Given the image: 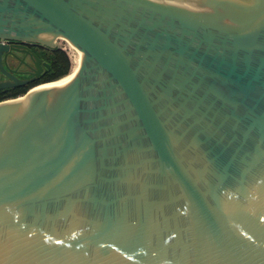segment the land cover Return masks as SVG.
<instances>
[{"label":"water","instance_id":"obj_1","mask_svg":"<svg viewBox=\"0 0 264 264\" xmlns=\"http://www.w3.org/2000/svg\"><path fill=\"white\" fill-rule=\"evenodd\" d=\"M0 40L82 56L0 102V264H264V0H0Z\"/></svg>","mask_w":264,"mask_h":264},{"label":"flooded vegetation","instance_id":"obj_2","mask_svg":"<svg viewBox=\"0 0 264 264\" xmlns=\"http://www.w3.org/2000/svg\"><path fill=\"white\" fill-rule=\"evenodd\" d=\"M45 50L48 49L38 45L0 40V83L9 81L10 76L20 80L31 79L29 74L32 72V54L42 58ZM43 61L46 62L44 59Z\"/></svg>","mask_w":264,"mask_h":264},{"label":"trees","instance_id":"obj_3","mask_svg":"<svg viewBox=\"0 0 264 264\" xmlns=\"http://www.w3.org/2000/svg\"><path fill=\"white\" fill-rule=\"evenodd\" d=\"M42 58L51 66L48 72L34 84L0 91V102L23 97L34 85L59 81L71 74L72 61L64 50H45L42 52Z\"/></svg>","mask_w":264,"mask_h":264},{"label":"bare ground","instance_id":"obj_4","mask_svg":"<svg viewBox=\"0 0 264 264\" xmlns=\"http://www.w3.org/2000/svg\"><path fill=\"white\" fill-rule=\"evenodd\" d=\"M66 43H67V42H66ZM70 47H71V48L76 52V54H77V56L75 57V60H74V65H73V68H72L71 74H70L68 77H66V78H64L63 80H61L60 82H57V83L52 84V85L59 84V83H61V82H63V81L69 80L70 78L74 77V76L76 75V73H77L79 67H80L82 56H81V54H80L75 48H73L71 45H70Z\"/></svg>","mask_w":264,"mask_h":264},{"label":"rangeland","instance_id":"obj_5","mask_svg":"<svg viewBox=\"0 0 264 264\" xmlns=\"http://www.w3.org/2000/svg\"><path fill=\"white\" fill-rule=\"evenodd\" d=\"M57 47L64 50L70 57V60L72 61V68L74 65L75 57L77 56L76 52L70 47V44L64 40H58L57 41Z\"/></svg>","mask_w":264,"mask_h":264}]
</instances>
